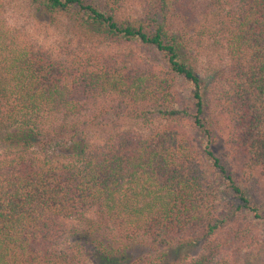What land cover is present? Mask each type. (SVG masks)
<instances>
[{"label": "trees", "instance_id": "16d2710c", "mask_svg": "<svg viewBox=\"0 0 264 264\" xmlns=\"http://www.w3.org/2000/svg\"><path fill=\"white\" fill-rule=\"evenodd\" d=\"M29 1L149 61L59 59L8 27L0 4V264H251L229 249L252 237L234 225L264 224V207L215 153L197 57L204 35L227 49L240 110L228 154L264 186V0H210L199 25L194 0H133L137 16L124 15L131 0Z\"/></svg>", "mask_w": 264, "mask_h": 264}, {"label": "rangeland", "instance_id": "374dc122", "mask_svg": "<svg viewBox=\"0 0 264 264\" xmlns=\"http://www.w3.org/2000/svg\"><path fill=\"white\" fill-rule=\"evenodd\" d=\"M209 1L194 0L198 11L195 18L197 25H199L198 21L201 18L202 11L207 7ZM0 4L1 16L8 27L15 30L21 39L33 47L47 50L59 59L67 60L73 58L78 54H82V51L86 49L89 53H102L103 51L114 57H131L142 62L141 64L149 61L144 54L133 53L131 50H124L116 46L108 45L107 43L102 44L95 39L87 40L72 21L63 16L51 20L48 16L42 15L40 10L29 0H0ZM141 11V2L131 0L125 5L124 15L137 16ZM202 39L204 40V45L199 50L197 65L202 75L206 76L207 80L212 81L209 111L211 113L210 115L216 120L215 153L223 159H229L239 179L241 178L245 182V187L249 186L253 192H257V201H260V206L264 207V186L261 184L255 186L256 179H244L240 172V160L228 154V150L230 152V141L240 110L235 93L227 77L230 63L227 49L224 46L215 45L212 38L208 35H204ZM178 93L182 99L188 96V90L182 82L178 84ZM128 124L135 125V128L141 127L133 122ZM185 129L191 134L195 147H199L203 140L202 135L188 126H185ZM97 139H100L99 136ZM238 224L240 225H234V229L241 232V229L250 228L252 237H249V233L247 232V234L245 233L246 237L243 238L241 232L239 238L233 239L234 243L229 249L231 251L239 250L243 253V256L250 258L251 264H264V224L262 222H256L255 226L247 220H240ZM225 237V233H220L209 242H202L190 249L189 252H191L192 257L206 254L213 250V247L217 246L219 239L224 241ZM144 250L145 247H138L136 252H134V256L142 255ZM88 264L102 263L94 260V262L90 261Z\"/></svg>", "mask_w": 264, "mask_h": 264}]
</instances>
